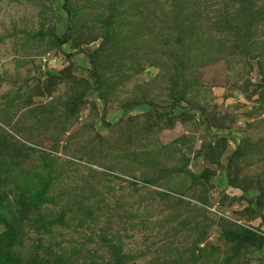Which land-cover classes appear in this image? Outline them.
Here are the masks:
<instances>
[{
  "label": "rangeland",
  "instance_id": "obj_1",
  "mask_svg": "<svg viewBox=\"0 0 264 264\" xmlns=\"http://www.w3.org/2000/svg\"><path fill=\"white\" fill-rule=\"evenodd\" d=\"M0 264H264V0H0Z\"/></svg>",
  "mask_w": 264,
  "mask_h": 264
}]
</instances>
